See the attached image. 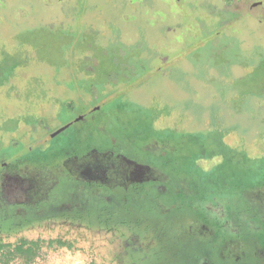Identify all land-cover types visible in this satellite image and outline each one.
Returning <instances> with one entry per match:
<instances>
[{
  "label": "rangeland",
  "instance_id": "rangeland-1",
  "mask_svg": "<svg viewBox=\"0 0 264 264\" xmlns=\"http://www.w3.org/2000/svg\"><path fill=\"white\" fill-rule=\"evenodd\" d=\"M224 1L0 0V161L22 168L1 173L0 200H40L57 173L48 199L70 204L80 192L67 169L89 150L113 151L122 162L91 154L73 174L97 184L137 175L102 196L133 198L140 221L151 223L59 216L0 229L1 242L45 240L32 261L0 256V264H131L124 248L148 246L155 215L172 221L212 198L226 197L229 208L244 209L240 196L264 204V0ZM151 168L170 192L197 189L195 200L168 198L158 211ZM179 227L207 230L190 218L170 222L155 248H143L147 264L196 251L199 240ZM56 238L71 246L47 244Z\"/></svg>",
  "mask_w": 264,
  "mask_h": 264
},
{
  "label": "flooded vegetation",
  "instance_id": "flooded-vegetation-1",
  "mask_svg": "<svg viewBox=\"0 0 264 264\" xmlns=\"http://www.w3.org/2000/svg\"><path fill=\"white\" fill-rule=\"evenodd\" d=\"M251 8H253V6ZM261 20H264V16L261 18ZM92 126L94 129H97L95 127H98L96 125ZM107 138L110 142L115 141L114 136H112L111 134V131H109V136H107ZM89 151L91 153L83 156H78L75 160L74 168H68V174L65 175V177L70 179L73 183H78L80 186H82L80 187L77 184L76 188L79 189L80 193L79 195L77 194L78 197L77 199H74V202L70 204H68L67 201L63 203H55L56 200L50 201L48 199L53 193L54 186H56L57 183V173H53L52 179L48 178V180L52 182L53 187L46 191V195H43L40 200L32 201L29 203L23 202L21 204L5 203L6 208L17 210V212L22 217L32 219V222H30L29 224H25L30 225L51 217H59L61 216L60 211L63 210H70L73 215L75 211H78L77 213L89 215V212H86V207L90 204V202H92L93 199H96V203L100 201L106 204H115L116 207L123 210L124 213H126L125 210H127L128 213L126 214H128V216H123L120 218L124 220L121 224H125L130 215H136L133 220L135 221V225H146V227H150L148 224L151 223L147 224V222H144L145 224H143L140 221L142 213H140L138 205L134 203V201H132L133 198L125 197L122 198L119 203H117L112 199L106 200V198L102 196L104 192L108 193V190H112V186L110 185L112 181H121L119 177H116V179H113L112 181L97 184L94 180L80 178V176H75V174H73L75 172L74 169H76L80 164V162L78 161L87 158L91 154H109L111 158H115L119 160V162L123 161L121 155H116L117 152L114 153L113 151ZM114 155L116 157H114ZM118 164L120 165L121 163ZM20 169L22 168L19 165H9V163L4 162L3 160L0 161V175L1 173L12 174L14 170L19 171ZM37 169L41 170L40 168ZM149 173L150 174L147 175V177L151 180L162 181L164 179V175H159L155 171V168H151ZM134 175L128 174V176H123L124 178H122V180L124 183L122 181L121 182L125 184L126 180L137 176ZM160 181L153 185L152 188L154 190V193H159L161 195L160 199L157 201V210L160 212H162L160 207H164L163 204L168 200V198H170L171 201H174L176 200L177 196H184V199L186 200L189 199V197L195 200V198L197 197V189L195 190L194 188L191 189L185 187L184 190H180V192L177 194L175 188L172 192H170L169 188L164 186V184ZM103 188H107L108 190H105ZM171 196L174 197L172 198ZM240 198L238 200L241 202L243 199L245 206L244 209L238 206V208H235L234 206V208H229V202L227 201L226 197L222 199L223 202L221 203L216 202V200L214 201L213 198L210 200V202H202L203 205L201 207L199 206V211H195L197 209V206H184L180 212L182 213L181 217H174V220L184 223L187 221V218H190V221L200 224L202 228H206L207 230L204 229L203 231H194L189 228L188 231H191L185 232L181 227H179V229L182 230L180 232L195 238L196 241L199 240V242L193 244V247H196V251H190V253L187 254L186 257L182 256L181 262H170L169 264H264V204L259 207L255 206L251 200L245 201V198H242L241 196ZM123 200L127 201L126 203L129 204L128 207H126L125 205H120ZM0 202H2L3 204L2 200H0ZM170 205L171 207H173L172 203ZM62 208L64 209L62 210ZM247 213H250L251 216L247 217ZM91 218L92 217H84L80 219H71V221L78 220L80 222H91ZM104 218L106 217L104 216ZM171 220L172 221H170V219L164 214H159L151 217V222L153 221L156 228H154V230H152L148 234V236H144L149 240L148 246H145L143 241L135 244L129 243L126 248H124L121 259L123 261L131 262V264H147L146 260H144V256L146 255V253L143 251V248H155L154 244L161 237V233L166 230L165 227H168L170 222L172 223L174 221L173 219ZM128 221L131 220L129 219ZM254 221L258 222V224L254 223ZM105 223H107V220L105 221ZM179 225L180 224H175L172 228H169V230L173 231ZM105 226L108 227L109 225ZM105 226L103 225V227ZM256 232H261L262 234L258 233V235ZM234 244L237 245L235 246ZM244 244H247L248 246L244 247ZM157 247L160 248L158 245ZM132 250H134L133 253H131ZM159 255L161 256L160 253ZM174 258L175 257L173 255L169 257L168 261L173 260ZM151 263L164 264L162 261L158 260H155V262L152 261ZM165 264H168V262H166Z\"/></svg>",
  "mask_w": 264,
  "mask_h": 264
},
{
  "label": "trees",
  "instance_id": "trees-1",
  "mask_svg": "<svg viewBox=\"0 0 264 264\" xmlns=\"http://www.w3.org/2000/svg\"><path fill=\"white\" fill-rule=\"evenodd\" d=\"M224 2H226V0ZM63 209L64 208H62V210ZM6 211V206L3 205L2 202H0V229H2L3 231H9L12 228L21 227L33 221L32 219L22 217L17 212V210H11L10 213ZM87 211L89 212V215L77 213L78 211H75L73 215L70 210H63L60 211V215L66 217L67 219L92 217L91 221H95L96 224L98 223L102 226L111 225L114 227L124 221L123 219H120L121 217L128 216V214H126L128 213L127 210H125L126 213H124L123 210L116 207L115 204H106L100 201L96 203V199H93L92 202H90V204L86 207V212ZM104 216L106 218H104ZM106 220L107 223H105ZM44 241L45 240L40 237L30 239L20 237L17 238L14 242L0 241V256L5 259V261H10L11 259L16 258L24 263H28L32 261L33 258L37 255L38 250L41 247L42 243H44ZM53 242H55L57 245H66L68 247L71 246L69 242L61 238L47 240V244H52ZM2 264H5V262H3Z\"/></svg>",
  "mask_w": 264,
  "mask_h": 264
},
{
  "label": "water",
  "instance_id": "water-1",
  "mask_svg": "<svg viewBox=\"0 0 264 264\" xmlns=\"http://www.w3.org/2000/svg\"><path fill=\"white\" fill-rule=\"evenodd\" d=\"M96 108H98V107H96ZM81 117H82V115H79L78 117L75 118V120H79ZM70 123H71V122H70ZM70 123H69V124H66V125L63 126V127H61V128L58 129L55 133H58V132H60L61 130H64L65 128H67V127L70 125Z\"/></svg>",
  "mask_w": 264,
  "mask_h": 264
}]
</instances>
